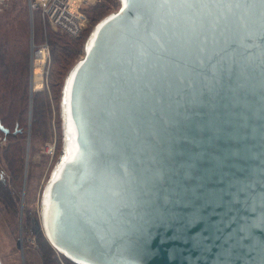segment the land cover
I'll list each match as a JSON object with an SVG mask.
<instances>
[{"label":"water","instance_id":"obj_1","mask_svg":"<svg viewBox=\"0 0 264 264\" xmlns=\"http://www.w3.org/2000/svg\"><path fill=\"white\" fill-rule=\"evenodd\" d=\"M59 117L38 203L58 253L264 264V0H119L67 71Z\"/></svg>","mask_w":264,"mask_h":264},{"label":"rangeland","instance_id":"obj_2","mask_svg":"<svg viewBox=\"0 0 264 264\" xmlns=\"http://www.w3.org/2000/svg\"><path fill=\"white\" fill-rule=\"evenodd\" d=\"M119 6V0H95L84 7L87 25L78 36L70 37L45 23L38 12L29 17L25 0H6L0 22L15 18L26 23V37L15 54L8 52L5 67L26 73V105L19 132L0 130V261L1 264H76L58 253L46 240L39 219V197L61 146L59 114L60 83L66 70L83 55V44L99 19ZM26 8V9H25ZM32 41V42H31ZM47 42L49 58L45 72L32 74V43ZM64 64L57 69V60ZM26 66V68H25ZM65 77V76H64ZM23 85V77L17 76ZM64 80V79H63ZM15 111L0 117L10 120ZM34 109L39 122L34 120ZM14 120H10L13 127ZM14 152V153H13ZM51 260V261H49Z\"/></svg>","mask_w":264,"mask_h":264},{"label":"trees","instance_id":"obj_3","mask_svg":"<svg viewBox=\"0 0 264 264\" xmlns=\"http://www.w3.org/2000/svg\"><path fill=\"white\" fill-rule=\"evenodd\" d=\"M27 8V6H26ZM25 8V9H26ZM27 11V10H26ZM63 33V32H62ZM65 34V33H64ZM26 37V23H20L15 18L11 19V21L0 22V113H5L7 109H11L15 111L16 109L21 108V111L15 112V116L10 120H14L13 127L8 123L10 120H5L3 117H0V124L6 127L9 132H19V122L23 121L22 116L23 110L26 105V73L24 69H21L19 72H10L8 68L5 67V58L8 52H12V54L16 53V50L23 45L24 38ZM71 37V36H70ZM65 51L63 50L61 56L57 60L56 70L54 71V76L58 73V69L64 64V57L66 56ZM26 68V66H25ZM70 68V67H69ZM68 69L66 70L64 76L66 75ZM17 76L23 77V85L18 82L19 79ZM63 76V79H64ZM60 83L59 93L61 91V86L63 83ZM37 114V109H34V120L35 122H39V117ZM59 116V114H58ZM9 124V125H8ZM8 132V133H9ZM14 153V152H13ZM51 261V260H49Z\"/></svg>","mask_w":264,"mask_h":264},{"label":"built area","instance_id":"obj_4","mask_svg":"<svg viewBox=\"0 0 264 264\" xmlns=\"http://www.w3.org/2000/svg\"><path fill=\"white\" fill-rule=\"evenodd\" d=\"M30 19L38 12L41 19L53 29L68 36L75 37L87 25L84 7L95 0H25ZM6 0H0V12ZM32 42V41H31ZM49 58L47 42L32 43L30 54V69L32 74H42Z\"/></svg>","mask_w":264,"mask_h":264}]
</instances>
